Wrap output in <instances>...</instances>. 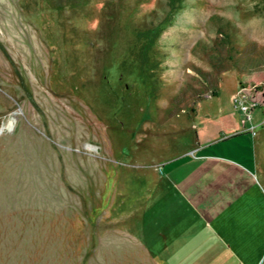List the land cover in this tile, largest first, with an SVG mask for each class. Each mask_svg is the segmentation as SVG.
<instances>
[{
  "label": "rangeland",
  "instance_id": "rangeland-1",
  "mask_svg": "<svg viewBox=\"0 0 264 264\" xmlns=\"http://www.w3.org/2000/svg\"><path fill=\"white\" fill-rule=\"evenodd\" d=\"M241 85L264 115V0H0V264H158L150 163Z\"/></svg>",
  "mask_w": 264,
  "mask_h": 264
},
{
  "label": "crops",
  "instance_id": "crops-1",
  "mask_svg": "<svg viewBox=\"0 0 264 264\" xmlns=\"http://www.w3.org/2000/svg\"><path fill=\"white\" fill-rule=\"evenodd\" d=\"M254 108L247 119L217 108L189 125L188 145L150 163L135 233L158 264H264V115Z\"/></svg>",
  "mask_w": 264,
  "mask_h": 264
},
{
  "label": "built area",
  "instance_id": "built-area-1",
  "mask_svg": "<svg viewBox=\"0 0 264 264\" xmlns=\"http://www.w3.org/2000/svg\"><path fill=\"white\" fill-rule=\"evenodd\" d=\"M247 89L246 86H239L232 98L233 106L241 113L243 119L249 118V112L253 107L261 106L260 100L251 96ZM248 130L250 133H254L252 125L248 126Z\"/></svg>",
  "mask_w": 264,
  "mask_h": 264
},
{
  "label": "trees",
  "instance_id": "trees-1",
  "mask_svg": "<svg viewBox=\"0 0 264 264\" xmlns=\"http://www.w3.org/2000/svg\"><path fill=\"white\" fill-rule=\"evenodd\" d=\"M139 33L138 34H141L142 33V31H138Z\"/></svg>",
  "mask_w": 264,
  "mask_h": 264
}]
</instances>
